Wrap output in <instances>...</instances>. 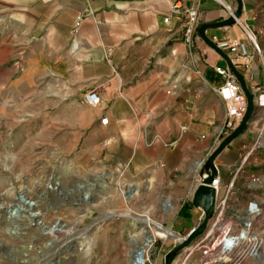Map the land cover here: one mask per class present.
I'll return each mask as SVG.
<instances>
[{
  "label": "crops",
  "instance_id": "1",
  "mask_svg": "<svg viewBox=\"0 0 264 264\" xmlns=\"http://www.w3.org/2000/svg\"><path fill=\"white\" fill-rule=\"evenodd\" d=\"M243 3L241 19L264 51V0ZM176 4L183 5L179 14L172 12ZM225 5L236 8L237 2L0 0V98H46L64 110L92 108V127L127 154L132 176L165 173L194 192L196 166L213 148L225 118L216 92L225 79L215 68L228 66L197 38L190 59L185 10L199 6L201 27L226 20ZM207 36L240 38L253 49L236 25L209 29ZM242 75L248 86L262 82V66L255 62ZM92 90L102 99L97 108L82 101ZM75 121L88 128V110ZM246 144L245 136L235 139L219 156V167L235 162L238 155L230 159L228 151L239 153ZM189 213L198 222L203 215L194 206Z\"/></svg>",
  "mask_w": 264,
  "mask_h": 264
},
{
  "label": "rangeland",
  "instance_id": "2",
  "mask_svg": "<svg viewBox=\"0 0 264 264\" xmlns=\"http://www.w3.org/2000/svg\"><path fill=\"white\" fill-rule=\"evenodd\" d=\"M74 108L0 98V264H131L146 237L166 235L162 226L184 236L200 224L189 213V186L160 172L132 176L127 154L92 127V108L83 129L75 118L87 110ZM22 194L37 203L40 221L29 218L34 208L11 219ZM161 250L159 241L153 264L166 263Z\"/></svg>",
  "mask_w": 264,
  "mask_h": 264
},
{
  "label": "built area",
  "instance_id": "3",
  "mask_svg": "<svg viewBox=\"0 0 264 264\" xmlns=\"http://www.w3.org/2000/svg\"><path fill=\"white\" fill-rule=\"evenodd\" d=\"M225 9L228 18L234 17L236 8L225 5ZM182 10L183 5L176 4L172 12L179 14ZM185 15L184 43L191 59L197 48L195 38L199 43H204L199 35V6L186 9ZM165 21L169 22V19ZM235 25L242 30L252 50L240 38L226 37L222 40H211L218 48L232 56L229 58L241 74L249 73L255 62L262 66L263 81H253L250 86L247 85L254 98V112L247 131L242 136L250 135L251 143L247 142L237 160L224 169H221L216 161L219 174L211 185L216 191L213 216L201 234L180 251L176 260L178 264H246L248 261H257L264 257V51L260 47L257 35L241 18L236 19ZM215 71L225 79L224 85L216 89L221 102L225 105V118L217 131L213 148L196 166L198 185L200 172L210 155L239 127L248 110L247 97L230 68L216 67ZM198 74L201 75L199 72ZM82 101L93 108L102 104L100 95L94 90L86 93ZM108 123V118L101 120L103 126ZM186 130L184 128L183 131ZM194 193L195 191L192 193L191 203ZM204 217L203 212L199 220L200 224ZM161 231L166 235L161 236L156 233L149 235L150 240H145L137 247L131 264H153L151 252L159 241L162 242L159 260L163 259L166 262L170 251L186 240L192 230L184 236L164 226ZM170 247V251L161 254L165 248Z\"/></svg>",
  "mask_w": 264,
  "mask_h": 264
},
{
  "label": "water",
  "instance_id": "4",
  "mask_svg": "<svg viewBox=\"0 0 264 264\" xmlns=\"http://www.w3.org/2000/svg\"><path fill=\"white\" fill-rule=\"evenodd\" d=\"M237 2L236 12L234 14V17L227 18L226 20L218 23L213 24H204L199 29V35L201 36L203 42L209 46L213 51H215L217 54H219L226 62L227 66L230 68V70L233 72V74L237 77L238 81L240 82L243 91L247 97L248 101V110L247 113L239 125V127L230 135L228 136L219 147H217L214 152L210 155L209 159L207 160L204 168L200 172V184L197 186L194 198H193V205L194 207L202 210L205 214L203 222L195 227L190 234L188 235V238L181 242V244L177 247H175L173 250L170 251V253L167 256L166 263L165 264H173L175 258L177 255L182 251L184 248L188 247L200 234L201 232L208 226V223L210 219L213 216L215 204H216V191L211 186L213 181L218 177V168L216 165V161L219 158V156L222 154V152L237 138L244 135V133L247 131L249 122L253 116L254 112V98L251 94L246 80L244 76L236 70V68L233 66L231 59L229 56L222 51L216 44L213 43V41L207 36V31L209 29H219V28H225V27H232L236 23V19H240L244 10V3L243 0H235ZM132 196V190H130Z\"/></svg>",
  "mask_w": 264,
  "mask_h": 264
},
{
  "label": "bare ground",
  "instance_id": "5",
  "mask_svg": "<svg viewBox=\"0 0 264 264\" xmlns=\"http://www.w3.org/2000/svg\"><path fill=\"white\" fill-rule=\"evenodd\" d=\"M53 188V187H52ZM22 196H23V198H24V200L25 201H23L22 200V202H25V204H22V206H18V207H16L15 209L13 208L12 209V213H11V219H18V217H20L21 218V216H20V214H22V213H24V214H26V212H29V211H27L28 209H33L29 214H30V220L32 221V222H36L37 220L36 219H38L39 220V217L40 216H42V212L41 211H39L38 209H35L38 205H37V203H35V202H33L32 200H30L29 198H27L26 196H24L23 194H22ZM22 198V199H23ZM169 204V206H171V204L170 203H168ZM23 214V215H24ZM40 221V220H39ZM146 222L148 223V224H150L151 223V221L150 220H146ZM151 228V227H150ZM53 229L54 228H51V230L53 231ZM172 235H174L172 232H170ZM146 240L147 241H149L150 240V237H146Z\"/></svg>",
  "mask_w": 264,
  "mask_h": 264
},
{
  "label": "trees",
  "instance_id": "6",
  "mask_svg": "<svg viewBox=\"0 0 264 264\" xmlns=\"http://www.w3.org/2000/svg\"><path fill=\"white\" fill-rule=\"evenodd\" d=\"M193 206H194L193 203H191V204H190V207H193Z\"/></svg>",
  "mask_w": 264,
  "mask_h": 264
}]
</instances>
